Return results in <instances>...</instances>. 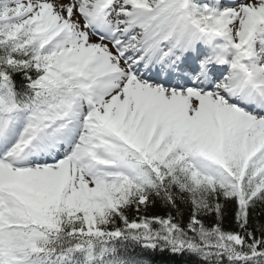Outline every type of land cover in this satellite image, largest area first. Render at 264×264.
<instances>
[{"label": "snow or ice", "instance_id": "6c2138e0", "mask_svg": "<svg viewBox=\"0 0 264 264\" xmlns=\"http://www.w3.org/2000/svg\"><path fill=\"white\" fill-rule=\"evenodd\" d=\"M0 264H264V0H0Z\"/></svg>", "mask_w": 264, "mask_h": 264}]
</instances>
